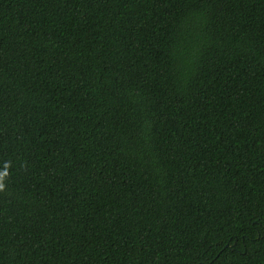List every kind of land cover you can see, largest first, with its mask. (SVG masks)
<instances>
[{"label":"trees","instance_id":"16d2710c","mask_svg":"<svg viewBox=\"0 0 264 264\" xmlns=\"http://www.w3.org/2000/svg\"><path fill=\"white\" fill-rule=\"evenodd\" d=\"M0 264H264V0H0Z\"/></svg>","mask_w":264,"mask_h":264}]
</instances>
